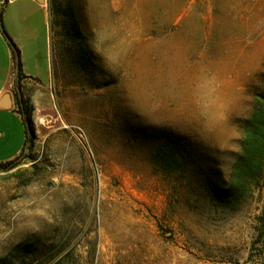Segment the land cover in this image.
<instances>
[{"label": "rangeland", "instance_id": "rangeland-1", "mask_svg": "<svg viewBox=\"0 0 264 264\" xmlns=\"http://www.w3.org/2000/svg\"><path fill=\"white\" fill-rule=\"evenodd\" d=\"M46 4L52 80L25 87L31 140L0 168V264H264V179L225 193L264 97V0ZM164 132L190 154L170 172Z\"/></svg>", "mask_w": 264, "mask_h": 264}, {"label": "crops", "instance_id": "crops-1", "mask_svg": "<svg viewBox=\"0 0 264 264\" xmlns=\"http://www.w3.org/2000/svg\"><path fill=\"white\" fill-rule=\"evenodd\" d=\"M43 40L45 68L48 83L37 79L41 67L37 55L31 54ZM20 53L22 64L18 77V65L13 49ZM33 53V52H32ZM35 58L38 66L31 69L27 59ZM52 80L49 14L46 0H0V164L17 159L25 146L27 125L24 121L23 101L25 87H48ZM20 84V87L18 86ZM9 94V109L3 108V99ZM19 97V99H18Z\"/></svg>", "mask_w": 264, "mask_h": 264}, {"label": "trees", "instance_id": "trees-1", "mask_svg": "<svg viewBox=\"0 0 264 264\" xmlns=\"http://www.w3.org/2000/svg\"><path fill=\"white\" fill-rule=\"evenodd\" d=\"M14 60L18 65V77L21 75V60L19 51L13 49ZM20 87V84L18 83ZM19 99V97H18ZM24 104V121L27 128L25 146L31 140V130L26 101ZM182 137L172 133L164 132L161 137L160 157L162 162L158 165L166 172L173 171L180 165L181 160L185 161L190 157L187 144L182 142ZM24 146V148H25ZM16 159L5 164H0V168L11 170L16 167ZM264 179V97L260 102L256 112L246 121L243 128V140L241 150L233 169L230 173L229 184L225 190L226 196L233 199L244 197L254 185L260 184ZM216 187V186H215ZM217 188V187H216ZM219 190V189H218Z\"/></svg>", "mask_w": 264, "mask_h": 264}, {"label": "water", "instance_id": "water-1", "mask_svg": "<svg viewBox=\"0 0 264 264\" xmlns=\"http://www.w3.org/2000/svg\"><path fill=\"white\" fill-rule=\"evenodd\" d=\"M41 1H43V0H41ZM9 98H10V96H9V94H7V95H5V97H4V99H3V108H5V109H9L10 108V105H9Z\"/></svg>", "mask_w": 264, "mask_h": 264}]
</instances>
